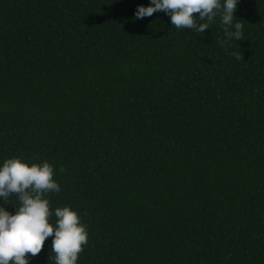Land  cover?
<instances>
[{"label": "trees", "instance_id": "16d2710c", "mask_svg": "<svg viewBox=\"0 0 264 264\" xmlns=\"http://www.w3.org/2000/svg\"><path fill=\"white\" fill-rule=\"evenodd\" d=\"M139 4L0 0V161L53 165L77 264H264V0L223 44Z\"/></svg>", "mask_w": 264, "mask_h": 264}, {"label": "clouds", "instance_id": "9594fccd", "mask_svg": "<svg viewBox=\"0 0 264 264\" xmlns=\"http://www.w3.org/2000/svg\"><path fill=\"white\" fill-rule=\"evenodd\" d=\"M238 3L239 0H149L147 6H136L133 19L162 11L176 29L203 35L218 17L223 44L242 40L244 26L234 15ZM232 55L241 59L236 53ZM53 176V165L47 160L29 163L11 156L0 161V264H29L26 254L40 253L48 237L53 264H77L79 253L88 243V232L70 205L50 209L47 195L61 190ZM9 198L16 202L11 204L13 212L4 206Z\"/></svg>", "mask_w": 264, "mask_h": 264}]
</instances>
